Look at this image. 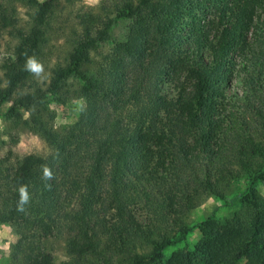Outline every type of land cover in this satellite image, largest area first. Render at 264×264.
Returning <instances> with one entry per match:
<instances>
[{
	"label": "trees",
	"instance_id": "1",
	"mask_svg": "<svg viewBox=\"0 0 264 264\" xmlns=\"http://www.w3.org/2000/svg\"><path fill=\"white\" fill-rule=\"evenodd\" d=\"M61 2L75 0H0L14 57L0 66V105L16 95L7 119L48 148L0 165V223L31 253L11 264H264V0H112L69 29L50 66ZM52 96L84 102L63 130L37 108ZM241 180L239 209L197 223L194 247L166 256L192 232L188 213Z\"/></svg>",
	"mask_w": 264,
	"mask_h": 264
},
{
	"label": "rangeland",
	"instance_id": "2",
	"mask_svg": "<svg viewBox=\"0 0 264 264\" xmlns=\"http://www.w3.org/2000/svg\"><path fill=\"white\" fill-rule=\"evenodd\" d=\"M119 1L122 3L123 0H117V2ZM109 3L111 4L112 0H75V2L70 5L64 2L60 3L62 15H60L59 24L52 31L51 48L47 56L50 66L54 64L56 60L61 61L62 54L64 53L63 50L70 46L69 41L71 37L68 34L69 29L76 25L77 21L84 18L89 11H96L98 6L107 5ZM122 8H124V5L121 4L120 9ZM23 13L24 9L22 8L21 15H18L22 22L26 19ZM116 14L117 12L110 13L108 17H114ZM212 17H214V15L208 13L204 20H208V18L212 19ZM184 21L187 25L191 22V18L186 17ZM3 25L4 24L0 22V66L11 63L14 58L12 51L13 42H11L12 37L10 35L12 28L4 27ZM127 26V21H118L112 32L113 38L117 40L123 39L127 31ZM42 73V78L48 81L49 70L44 72L42 69ZM1 76L0 70V77ZM239 79L240 78L235 77L228 84L225 90L228 99H233L235 95L241 93ZM0 85L2 84L0 83ZM163 94L173 97L175 95L173 86L165 84L163 86ZM16 102L17 96L13 95L0 105V165L7 161L13 163L17 158L28 154H43L48 151L46 145L38 137L29 132L16 129L7 119V112L10 108L16 106ZM41 107L54 114L55 118L53 123L55 129L63 130L77 121L78 115L84 107V102L78 98L60 99L59 96H52L44 105H37V108L40 109ZM15 109L23 118H27V113L24 108L17 106ZM245 184L246 182L244 180L233 182L226 191L224 200L212 196L200 206L191 210L184 219V223L192 228V232L187 237L185 243L168 249L166 256L178 249L187 248L191 250L194 247L201 238V234L196 228L197 223L205 220L209 216L214 217L219 222H223L238 210L239 199L245 188ZM257 190L259 195L264 197V187L258 185ZM144 211L140 209L136 212V217L141 223L145 222L146 212ZM63 242V239L52 241L56 263L66 260ZM30 255L31 253L26 245H19V236L10 225L8 223H0V264H11L14 257L28 259ZM241 264H244V262Z\"/></svg>",
	"mask_w": 264,
	"mask_h": 264
}]
</instances>
